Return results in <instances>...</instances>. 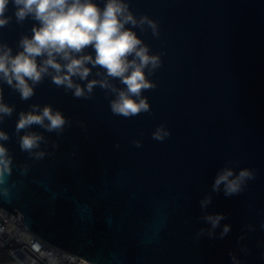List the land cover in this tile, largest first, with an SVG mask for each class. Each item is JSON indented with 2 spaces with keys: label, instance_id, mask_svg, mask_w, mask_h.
Returning a JSON list of instances; mask_svg holds the SVG:
<instances>
[{
  "label": "water",
  "instance_id": "1",
  "mask_svg": "<svg viewBox=\"0 0 264 264\" xmlns=\"http://www.w3.org/2000/svg\"><path fill=\"white\" fill-rule=\"evenodd\" d=\"M128 2L137 17L159 24L158 38L151 29H134L151 54L163 53L161 67L148 76L157 87L143 92L151 114L113 115V97L99 87L92 99L75 98L48 77L27 101L0 85L4 102L15 106L0 122L10 137L0 143L13 156L0 206L21 212L41 238L95 264H232L230 252L241 264H264V0ZM13 12L10 3L12 20L0 28V42L15 53L35 22L18 24ZM32 104H49L69 121L61 136L32 127L52 153L40 161L20 150L15 133L19 112ZM161 124L170 135L157 141L152 133ZM230 161L237 173L249 168L255 178L226 197L212 184ZM209 194L207 211L225 215L221 228L231 226L223 239L221 228L215 238H196L210 227L199 205Z\"/></svg>",
  "mask_w": 264,
  "mask_h": 264
},
{
  "label": "clouds",
  "instance_id": "2",
  "mask_svg": "<svg viewBox=\"0 0 264 264\" xmlns=\"http://www.w3.org/2000/svg\"><path fill=\"white\" fill-rule=\"evenodd\" d=\"M10 3L18 24L22 25L26 19L35 23L30 29L31 35H21L15 53L7 43L0 42V85L7 84L19 93L21 100L27 101L35 95V86L48 77L57 88H64L75 98L92 99L94 89L99 87L113 97L109 101L113 115L131 118L141 113L151 114L143 92L157 87L148 76L161 67L163 53L151 54L149 45L134 29L141 32L151 29L152 35L158 38L160 32L156 20L147 15L137 17L128 0H103L102 7L96 0H0V28L12 20V16L6 15ZM117 81L123 87L118 86ZM14 109V105L4 102L0 87V122L11 117ZM18 115L15 133L20 150L35 161L52 155L41 148L42 143H49L48 139L31 129L35 125L61 136L69 124L62 112L49 104L43 107L32 104L30 110H22ZM81 127H85L83 122ZM22 131L23 135H20ZM169 135V130L161 124L152 133V138L163 141ZM9 139L8 133L0 130V142ZM134 144L142 146L140 140ZM119 146L117 143L116 147ZM58 147L57 142H52L53 149ZM232 163L228 162L217 172L212 184L214 193L222 190L226 197L237 195L244 191L249 180L255 178L252 169L242 168L237 173L230 166ZM12 165L13 156L4 143H0V194L4 196L9 194L8 188L3 186L12 175ZM27 170V165L21 166L22 174ZM211 202L210 194L199 201L203 213L201 219L210 227L198 229L197 239L205 235L215 238L216 229L221 228V222L226 218L223 213L207 211ZM247 228L255 230L251 224ZM230 230L229 224H223L219 238L223 239ZM241 251L246 252V248L242 246ZM229 256L232 264H241L236 254L230 252Z\"/></svg>",
  "mask_w": 264,
  "mask_h": 264
},
{
  "label": "built area",
  "instance_id": "3",
  "mask_svg": "<svg viewBox=\"0 0 264 264\" xmlns=\"http://www.w3.org/2000/svg\"><path fill=\"white\" fill-rule=\"evenodd\" d=\"M19 213L0 206V246L13 256L15 264H95L33 233Z\"/></svg>",
  "mask_w": 264,
  "mask_h": 264
},
{
  "label": "rangeland",
  "instance_id": "4",
  "mask_svg": "<svg viewBox=\"0 0 264 264\" xmlns=\"http://www.w3.org/2000/svg\"><path fill=\"white\" fill-rule=\"evenodd\" d=\"M0 264H15L13 256L2 246H0Z\"/></svg>",
  "mask_w": 264,
  "mask_h": 264
}]
</instances>
